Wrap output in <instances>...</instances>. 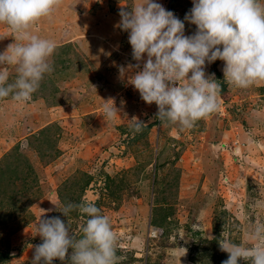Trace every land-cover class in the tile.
<instances>
[{"label": "rangeland", "instance_id": "1", "mask_svg": "<svg viewBox=\"0 0 264 264\" xmlns=\"http://www.w3.org/2000/svg\"><path fill=\"white\" fill-rule=\"evenodd\" d=\"M135 2L62 0L32 27L56 50L30 102L0 99V264H31L43 215L81 236L86 216L48 212L69 202H91L109 218L117 264H222L223 226L248 244V229L264 221V82L229 86L217 60L205 71L223 89L218 110L190 130L161 125L156 105L119 72L135 61L115 26L120 7ZM157 2L182 21L192 8V0ZM194 31L185 22V35ZM11 35L0 25V52ZM15 76L12 66L9 82ZM109 99L119 112L106 120ZM133 117L145 124L138 133Z\"/></svg>", "mask_w": 264, "mask_h": 264}, {"label": "clouds", "instance_id": "2", "mask_svg": "<svg viewBox=\"0 0 264 264\" xmlns=\"http://www.w3.org/2000/svg\"><path fill=\"white\" fill-rule=\"evenodd\" d=\"M62 0H0V25L11 32L13 42L0 52V99L30 102L45 75L53 71V40L32 34V27L50 16ZM115 26L128 34L135 64L119 69L121 78L139 93L141 100L158 111L155 119L180 131L194 128L219 108L221 84L205 69L223 62V82L247 89L264 82V4L261 0H192V8L180 20L157 0H136L121 6ZM185 22L195 26L185 35ZM16 76L9 82V68ZM103 118L111 120L119 110L113 99L104 101ZM132 131L145 124L133 117ZM218 147V146H216ZM238 151V150H237ZM257 206H264L258 200ZM44 212L43 210H41ZM65 218L72 211L87 217L77 237L59 216L40 217L36 226L41 243L32 246L31 264H117V234L109 218L93 203L54 205ZM248 244L233 242L224 226L219 250L227 253L222 264H264V221L247 231ZM69 250L71 252L69 253Z\"/></svg>", "mask_w": 264, "mask_h": 264}, {"label": "trees", "instance_id": "3", "mask_svg": "<svg viewBox=\"0 0 264 264\" xmlns=\"http://www.w3.org/2000/svg\"><path fill=\"white\" fill-rule=\"evenodd\" d=\"M224 92H223V89H221V91H220V95H222Z\"/></svg>", "mask_w": 264, "mask_h": 264}, {"label": "built area", "instance_id": "4", "mask_svg": "<svg viewBox=\"0 0 264 264\" xmlns=\"http://www.w3.org/2000/svg\"><path fill=\"white\" fill-rule=\"evenodd\" d=\"M136 63V62H135ZM133 89V88H132Z\"/></svg>", "mask_w": 264, "mask_h": 264}]
</instances>
